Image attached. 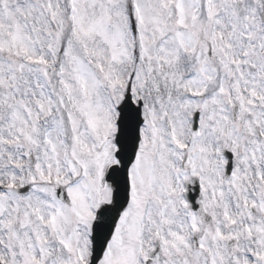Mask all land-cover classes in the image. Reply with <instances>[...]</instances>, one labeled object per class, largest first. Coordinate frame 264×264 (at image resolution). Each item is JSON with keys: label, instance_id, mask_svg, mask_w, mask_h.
<instances>
[{"label": "snow or ice", "instance_id": "1", "mask_svg": "<svg viewBox=\"0 0 264 264\" xmlns=\"http://www.w3.org/2000/svg\"><path fill=\"white\" fill-rule=\"evenodd\" d=\"M0 264H264V0H0Z\"/></svg>", "mask_w": 264, "mask_h": 264}]
</instances>
